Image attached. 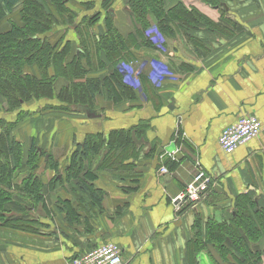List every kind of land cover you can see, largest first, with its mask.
<instances>
[{
	"label": "crops",
	"instance_id": "0c3cea01",
	"mask_svg": "<svg viewBox=\"0 0 264 264\" xmlns=\"http://www.w3.org/2000/svg\"><path fill=\"white\" fill-rule=\"evenodd\" d=\"M181 1L194 5L215 25L188 31L190 39L176 26L174 34H166L168 51L142 46L130 53L131 58L137 52L147 55L144 58L163 64L171 74L156 81L149 75L134 88L135 97L118 102L103 90L95 102L97 118L48 109L14 130L25 149L34 142L62 154L54 170L42 175L48 208L44 220L51 221L47 238L30 234L28 246L23 235L17 236L13 250L31 247L35 254L49 256L42 264H64L113 241L122 247L125 264H229L214 246L199 251L191 249L190 241L205 236L208 220L228 218L239 194L251 193L264 204V131L230 155L218 141L222 130L241 115L255 114L264 123V0H219L222 5L216 7L204 0ZM123 2L115 0L116 8H111L116 18L122 14L117 4ZM8 27L4 21L2 30ZM106 73L90 72L89 77ZM119 130H130L133 151L117 161L116 168H106L103 161L122 151L113 142L109 146L111 134ZM96 138L98 150L77 172L72 163L78 145ZM200 168L217 178L215 189L196 206L177 212L173 199ZM86 173L105 191L101 207L92 205L90 194L79 188ZM62 199L69 201V219L57 203Z\"/></svg>",
	"mask_w": 264,
	"mask_h": 264
},
{
	"label": "trees",
	"instance_id": "16d2710c",
	"mask_svg": "<svg viewBox=\"0 0 264 264\" xmlns=\"http://www.w3.org/2000/svg\"><path fill=\"white\" fill-rule=\"evenodd\" d=\"M204 1L213 7L222 5L219 0ZM68 2L69 0H55V3L59 5ZM128 2L127 10L133 27L127 34H123L113 21L107 20L108 29L105 28L107 30L97 37L96 44H93V41H90L88 37L86 38L85 42L90 49L85 54L87 57L96 56L101 59L104 55L110 62H114L116 67L123 60L125 62L133 61L126 60L129 59L127 57H132L130 53L135 49L142 46L154 48L144 36V29L148 24L147 15L150 11L159 12L157 26L163 34H174V28L178 26L190 39L192 36L189 32L201 24L209 27L210 24L215 25L194 5L189 7L181 0L176 3H173V0H128ZM164 6H167V9L164 10ZM17 10L20 11L21 20L9 21L10 27L2 30L1 27L3 22H6V17ZM111 11L112 9H110V13ZM56 12L52 11L48 0H0V96L6 99L10 110L18 109L30 100L40 101L46 98L59 101V103L53 106L43 105L41 109L34 110L35 113H42L48 109L63 112L76 111L73 105L77 107L80 104L89 105L95 109L97 96L103 90H106L109 99L115 102L135 97L134 88L124 82V77L117 68L108 71L103 78L89 77L91 70L97 69L95 62L88 58V62L83 65L79 55L71 57L70 46L73 42L71 38H66V44L61 49H57V42H50L49 35L60 23L59 16L63 18L64 12H67L69 20L71 19L70 23L74 19V13L69 8H62L60 11L57 5ZM97 17L98 15L95 19ZM93 22L94 20L91 19L90 24ZM87 35L90 36V33L87 32ZM101 63L102 67H105L102 59ZM31 67H36L39 75H37V70H35L36 72L29 70ZM149 67L150 71L152 69L150 64ZM51 68L54 71L52 74ZM145 69L141 75V81L142 79L147 80L149 76V71L147 73ZM60 79H64L66 83L58 87ZM21 112L22 110L19 113ZM22 117L24 115L20 116V120ZM15 123L1 126L0 130V204L13 199L12 193L18 190L19 194L28 193L32 200L42 204L48 211L43 196L42 175L45 173L35 172V164L30 163L28 166H23L20 162L24 150L28 152L29 156L33 155L35 158L43 157L45 150L35 146L34 142L28 149H25L23 143L17 140L14 135L17 125ZM136 132L139 134V127H136ZM129 133L130 130H119L111 134L110 148H112L113 142V145L117 144V149L122 151L118 154H111L103 161L106 168H116L117 161L132 153V142L128 141ZM97 139L99 140V138ZM98 140L92 143L90 139H86L83 145H78L72 163L77 172L81 171L82 161L98 150L100 144ZM44 159L47 163L45 166H48L50 162L47 161L48 153L44 155ZM55 172L57 176L59 174L57 168ZM77 172L75 171V173ZM86 174L85 179L79 180V188L90 194L92 205L101 207L105 191L95 185L93 174ZM19 177L23 179L21 186L13 184V180ZM68 202L67 199H62L57 203L60 210L65 212L69 219ZM36 216L39 219V215L36 214ZM37 219L27 220V223L32 221L33 224H36ZM5 223L12 229L24 230L29 233L39 232V227L42 224L50 226L48 223L38 221L37 225L31 226L34 229L26 230L24 226L18 225L20 221L17 219L6 220ZM190 243L191 249L199 251L205 250L210 244L214 246L223 260L226 257L224 254H230L235 260L234 264H263L264 204H261L258 197L251 193L239 194L235 198L230 216L223 217L221 220L215 218L208 220L205 236L202 237L199 234Z\"/></svg>",
	"mask_w": 264,
	"mask_h": 264
},
{
	"label": "rangeland",
	"instance_id": "374dc122",
	"mask_svg": "<svg viewBox=\"0 0 264 264\" xmlns=\"http://www.w3.org/2000/svg\"><path fill=\"white\" fill-rule=\"evenodd\" d=\"M50 3V8L52 11L56 12L57 5L58 9L61 11L62 8H69L73 11V22L70 23L69 15L67 12H64V17L61 18L59 16L60 23L56 25V28H54L53 32L49 35V40L51 43L57 42V49H61L66 44V38H71L73 42H71V57L73 55H79L81 58L83 65H85L88 62V58H90V61L95 62V66L97 69L91 70L92 73L105 70L113 71V69L117 68V70L123 75L124 77V70L122 68L121 63L125 62L124 60L120 62L118 66L115 67L114 62H110L107 57H101L103 64L105 67H102L101 59L100 57H87L85 54L90 51L89 46H87L85 40L88 37L90 41H93V44H96L98 42L96 39L100 34L107 30V25L109 24L107 20L113 21L117 26L118 29L123 33L127 34L129 32V29L132 25V19L130 17V14L127 10V5L129 4L128 0H125L121 5L119 6V9L122 11V14L119 18H116L110 13L111 8H116L115 0H69L66 4H57L55 3V0H48ZM187 5V4H186ZM189 7H191V4L188 3ZM167 9V6H164V10ZM57 13V12H56ZM96 15L98 17L95 19ZM17 16V12H14L11 16L7 17L6 22L15 20V17ZM19 20H21L20 11L18 12ZM72 17V18H73ZM148 17V24L147 27L144 29V36L146 40L151 43L157 50L162 49L164 52L168 51L167 46V40H166V34L163 35V41L159 43L155 42L160 37V32H155L154 29L157 27L158 19H159V12L150 11L147 15ZM151 17V18H150ZM93 19V24H90V20ZM128 24L130 26H128ZM107 28V29H105ZM179 30L181 28L179 27ZM150 31L151 33H149ZM87 32L90 33V36L87 35ZM87 39V40H88ZM145 55L143 53L136 54L133 59L131 57H128L126 61L133 60L126 62L127 64H132L136 68L142 64L144 61H148L150 59L144 58ZM104 59V60H103ZM35 71V67H31ZM53 70V68H51ZM147 73L149 71V65L147 63ZM36 72V71H35ZM37 75H39V71L37 69ZM61 80L59 82V85H63L64 82ZM130 86V85H129ZM132 87V86H131ZM32 103H36L35 107L29 108ZM37 103H40L39 105ZM59 103V101H53L52 99H44V100H30L28 102H25L22 107L11 109L7 105V101L5 98L0 96V130L2 129L1 126H6L9 123H15L16 128L19 124H22L23 122L30 120L31 117L36 116L37 113L34 112L36 109H41L42 106H53L54 104ZM69 107H72V105H69ZM74 108H76L75 105H73ZM22 110V114L19 113ZM24 111V112H23ZM31 113V114H28ZM27 114V115H26ZM20 120V116H23ZM12 121V122H11ZM4 123V124H2ZM15 128V129H16ZM46 153H50L51 161L48 163H45L44 155ZM45 154H43V157L35 158L33 155L29 156L28 152L26 150L22 151V162L23 166H28L31 164H35V172L39 173H45L48 171V168L54 169V164H56L57 160H59V156L62 154V151L59 149H53V151L50 148L45 149ZM31 157L33 158L31 160ZM29 159V160H28ZM63 166V164H61ZM18 166V165H17ZM32 172V171H31ZM13 184L22 185L23 179L21 177L15 178L13 180ZM15 185V186H17ZM42 190V188H41ZM9 194L11 192H8ZM264 196V195H263ZM11 200L7 202H3V204H0V253L2 254V261L3 264H16L17 261H20V264H42V260L45 259V261L49 260V256L45 253H38L35 254V251L30 247H18L19 250L15 247V250H13V244L11 242H14L15 237L23 235L25 244L28 246H31L32 244V236L31 235H40L41 239L47 238V232L49 231V226L42 224L40 225L39 232H28L24 230H18V229H12L9 226H6V220H13L17 219L20 221V223H16L21 227H25L27 229H34L31 226L37 225L38 221H43L45 223H48L50 225L51 221L44 220V217H46V213L48 212L42 204L36 202L35 200H32L28 193L19 194L18 190L14 191L12 193ZM264 202V200H263ZM46 210V211H45ZM39 215V219L36 216ZM230 216V214H229ZM37 219L35 222L36 224H33L32 221L27 223V220H34ZM11 223V222H8ZM23 224V225H22ZM48 229V230H47ZM46 231V233H43ZM42 232V233H41ZM6 233V234H5ZM38 233V234H37ZM31 234V235H30ZM7 235V236H6ZM63 237V235H62ZM17 239V238H16ZM22 241V240H20ZM228 254V253H227ZM224 254L226 257L224 259L229 264H234L235 260L234 258L229 254ZM7 257L6 260H4V256ZM229 259V260H227ZM39 260V261H38ZM9 261V262H8Z\"/></svg>",
	"mask_w": 264,
	"mask_h": 264
},
{
	"label": "built area",
	"instance_id": "2783aa9c",
	"mask_svg": "<svg viewBox=\"0 0 264 264\" xmlns=\"http://www.w3.org/2000/svg\"><path fill=\"white\" fill-rule=\"evenodd\" d=\"M160 32V37L155 42H162L163 33L158 26L154 29ZM151 33L150 31H148ZM150 64L152 69L149 71L150 77L156 81L165 75L171 74L169 69L161 63L144 61L138 68L126 62L121 63L124 70V82L133 88L141 87V75L143 70ZM264 131V123L255 114H245L231 125L226 126L220 136L219 145L228 155L247 142L255 139ZM166 171V168H164ZM217 178L200 168L198 173L187 183L183 191L177 195L173 201L176 211L181 212L185 206H196L197 203L205 199L216 187ZM122 247L113 241L101 244L91 250L67 259L64 264H125L123 260Z\"/></svg>",
	"mask_w": 264,
	"mask_h": 264
},
{
	"label": "water",
	"instance_id": "95a60500",
	"mask_svg": "<svg viewBox=\"0 0 264 264\" xmlns=\"http://www.w3.org/2000/svg\"><path fill=\"white\" fill-rule=\"evenodd\" d=\"M113 13V9L111 11ZM77 112L86 113L89 118H97L99 115V112L96 109H93L89 105L80 104L76 107Z\"/></svg>",
	"mask_w": 264,
	"mask_h": 264
}]
</instances>
